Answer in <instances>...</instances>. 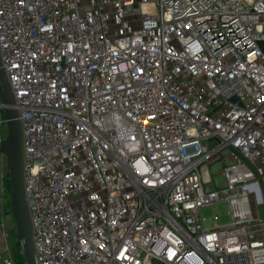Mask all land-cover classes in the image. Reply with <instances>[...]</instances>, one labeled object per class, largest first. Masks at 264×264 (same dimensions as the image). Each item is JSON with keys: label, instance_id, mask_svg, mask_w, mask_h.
Here are the masks:
<instances>
[{"label": "built area", "instance_id": "obj_1", "mask_svg": "<svg viewBox=\"0 0 264 264\" xmlns=\"http://www.w3.org/2000/svg\"><path fill=\"white\" fill-rule=\"evenodd\" d=\"M262 41L264 0H0L39 263L264 264Z\"/></svg>", "mask_w": 264, "mask_h": 264}, {"label": "water", "instance_id": "obj_2", "mask_svg": "<svg viewBox=\"0 0 264 264\" xmlns=\"http://www.w3.org/2000/svg\"><path fill=\"white\" fill-rule=\"evenodd\" d=\"M264 49V41L260 42ZM0 100L6 116V135L0 151L6 155L9 170L11 213L16 225L17 251L23 264H40L34 247L32 223L24 191L23 129L16 99L2 65L0 54ZM237 100V97L232 99Z\"/></svg>", "mask_w": 264, "mask_h": 264}, {"label": "rangeland", "instance_id": "obj_3", "mask_svg": "<svg viewBox=\"0 0 264 264\" xmlns=\"http://www.w3.org/2000/svg\"><path fill=\"white\" fill-rule=\"evenodd\" d=\"M221 167L220 163H215L213 165V174H214V180L217 185H222V182L224 180V175L219 171V168ZM209 186H213V183H209ZM9 208L4 209V216L6 219L12 223L13 222V216L8 211ZM228 212V205L225 203H220L217 205L207 206L204 208L203 213L206 216V222L205 224L207 226H211L214 224L213 215L218 214L221 218H225ZM1 217V214H0Z\"/></svg>", "mask_w": 264, "mask_h": 264}, {"label": "trees", "instance_id": "obj_4", "mask_svg": "<svg viewBox=\"0 0 264 264\" xmlns=\"http://www.w3.org/2000/svg\"><path fill=\"white\" fill-rule=\"evenodd\" d=\"M8 186H9V190H10V193H11L10 179L8 180ZM11 236H12V239H13L14 244L17 245V241H16V227H15V225L11 229ZM15 259L17 261V264H23L22 256L17 251V249L15 251Z\"/></svg>", "mask_w": 264, "mask_h": 264}]
</instances>
